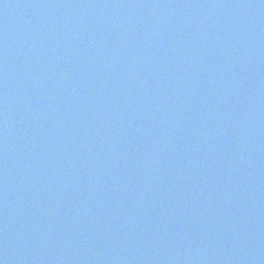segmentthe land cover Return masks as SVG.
I'll use <instances>...</instances> for the list:
<instances>
[{
  "label": "water",
  "instance_id": "1",
  "mask_svg": "<svg viewBox=\"0 0 264 264\" xmlns=\"http://www.w3.org/2000/svg\"><path fill=\"white\" fill-rule=\"evenodd\" d=\"M0 264H264V0H0Z\"/></svg>",
  "mask_w": 264,
  "mask_h": 264
}]
</instances>
